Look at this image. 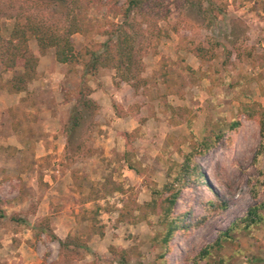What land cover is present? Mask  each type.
<instances>
[{
    "label": "rangeland",
    "instance_id": "374dc122",
    "mask_svg": "<svg viewBox=\"0 0 264 264\" xmlns=\"http://www.w3.org/2000/svg\"><path fill=\"white\" fill-rule=\"evenodd\" d=\"M80 1L84 32L72 35L73 62L60 65L54 49L43 53L28 33L29 52L38 66L19 104L8 99L16 94L17 101L21 93L10 90L14 71H5L0 63V206L5 214L0 217V264H193L202 248L237 222L233 238L215 252L224 258L219 264H264V153L256 158L260 125L240 112L241 104L250 100L264 106V0L145 2L132 22L134 32L146 31L137 43L143 48V76L149 84L133 98L125 94L129 103L124 106L98 109L81 130V154L66 158L74 169L76 190L87 191L77 198L70 183L54 190V154L47 153L54 146L45 141L54 134L56 103H67L58 115L64 118L69 107L68 121L82 86L93 89L101 83L113 91L121 84L116 85L111 68L99 70L106 73L100 82L99 71L84 74L83 62L89 58L87 50L107 40L113 22H121V15L114 14L127 0ZM70 3L0 0L1 35L8 39L18 23L66 28ZM162 65L173 72V88L179 86L180 94L168 93L156 75ZM187 66L196 74L187 72ZM203 73L207 76L201 78ZM236 119L241 125L231 129ZM188 121L200 139L206 127L223 137L197 157L206 181L185 187L175 207V214L186 213L188 223L202 224L176 232L161 258L164 249L153 243L162 229L157 216L146 220L139 210L128 212L132 199L139 204L150 200L145 181L159 188L165 184L169 163L164 157L181 161L180 151H189ZM136 128L131 146L144 170L141 175L128 172L123 158L124 134ZM106 178L122 182L125 192L92 198V183ZM255 205H260L263 219L247 228L239 220ZM121 213L127 214L124 221Z\"/></svg>",
    "mask_w": 264,
    "mask_h": 264
},
{
    "label": "trees",
    "instance_id": "16d2710c",
    "mask_svg": "<svg viewBox=\"0 0 264 264\" xmlns=\"http://www.w3.org/2000/svg\"><path fill=\"white\" fill-rule=\"evenodd\" d=\"M58 1V0H56ZM60 1V0H59ZM61 0V3L72 8L68 9L69 25L66 28H51L43 23H33L26 26L17 24L10 37L4 38L0 32V63L5 71H14V75L9 81L10 90L12 92H23L27 90L28 83L36 77L38 60L30 54L28 48V33L34 36L37 40L38 47L45 53L50 49H54L55 58L59 63L68 64L73 62L77 57L75 46L72 40L74 33L84 32L83 23V4L80 0ZM147 0H127L126 3L114 15H121L122 20L119 23L113 22L112 32L107 33L108 38L100 44L97 49L87 50L88 60L83 62L84 74L95 76L100 69L111 68L115 71L116 85L120 82L129 84L135 92L142 87H147L149 80L143 76L145 65L143 62L142 45L137 43V38L144 36L145 30L141 33L134 32L135 24L132 22L135 18L134 14L140 13ZM143 15V14H142ZM166 16V15H165ZM147 21V20H145ZM146 23V22H143ZM144 24H139V28ZM162 30L158 29L157 35H161ZM198 57L203 58L200 53ZM19 68V70H16ZM187 72L191 75L196 74V71L190 67H186ZM172 71L164 65L156 72L158 78H161L163 83L167 85L168 93L180 94V87L173 88L176 82L172 76ZM207 74H201V78ZM1 88V86H0ZM93 89L87 85L81 87L78 92L76 103L69 113L68 121L65 125L66 132V153L67 157H73L82 147V142L79 138L81 130L86 127V123L90 118H94L95 113L99 109L96 100L91 97ZM240 112L247 119H254L260 125V144L256 152L258 159L264 153V106L259 102L250 100L247 103L241 104ZM241 125V121L236 119L232 121L230 128L235 129ZM192 121H188L190 129V140L188 142L189 151H180L182 156L181 161L170 160L164 157L168 164L166 171V182L162 188L156 185L144 182L151 192V198L142 204H139L136 199H132L131 211L139 210L140 218L148 219L150 216H157V224L162 227L153 238V243L164 249L161 258L169 251V243L174 234L178 231H188L192 227L202 224L188 223L186 221V213L175 214V207L181 193L185 187L190 185L202 184L206 181L205 171L201 164L197 161V157L203 156L211 149L215 148L219 143L223 134L216 132L215 129H207L202 139L192 130ZM137 136V128L132 132H125L124 139L126 150L124 152V161L126 166L133 170L136 174L141 175L144 170L138 161L137 155L131 146L132 138ZM74 147L75 150H71ZM116 192H125L124 184L112 178H106L102 181L92 183L90 196L95 199L105 198ZM260 205L251 206L248 208L246 215L239 220V223L245 227L257 224L262 221L263 217L259 214ZM5 214L0 206V217ZM127 214L121 213L120 221H124ZM135 217V216H134ZM137 217L132 218L136 221ZM238 223V222H237ZM237 223L232 224L226 230H222L216 240L204 248L193 258V264H219L223 263L224 258H217L216 251L224 247L225 242L233 238V231L236 229ZM61 241V244L66 245V241ZM126 253V252H125ZM123 253L124 257H126ZM126 259V258H124Z\"/></svg>",
    "mask_w": 264,
    "mask_h": 264
},
{
    "label": "crops",
    "instance_id": "0c3cea01",
    "mask_svg": "<svg viewBox=\"0 0 264 264\" xmlns=\"http://www.w3.org/2000/svg\"><path fill=\"white\" fill-rule=\"evenodd\" d=\"M59 64L62 66L64 65V63H59ZM111 73L113 76H115V71L112 70ZM105 76H106L105 71L101 70L99 71L96 78L98 77L100 79L99 80L100 82V81H104ZM59 77L60 76L54 73V79L56 81L59 80ZM107 89L108 87L101 83H100V86L93 88L91 97L97 101L99 105V112L107 111L109 110V108L112 109V104L114 103H116L117 105H122V106L129 103V98L128 100L126 98L124 99L125 94H127L128 96L130 95L131 98L135 97L134 89L129 84L124 83V82H122L118 87H115L113 91H110ZM30 90L33 91V89H30ZM15 96L16 94L8 95V99L13 100L12 102H10L11 105L12 104L14 105L15 103H18V104L21 103V100L24 94L23 92L19 93L17 95L18 96L17 101H15L16 99ZM3 101L5 103L4 98H3ZM66 105L67 103H62V102L56 103V106L54 107V111H56V113L54 114V131H53L54 134H52V136L45 141L47 142L48 140H50L52 142V145L54 146V149L47 151V153L54 154V190L57 189L58 192L61 189H63L64 186H66L65 184L67 183H70L69 185L70 188H73L75 189V191H77L76 190L77 183L73 175L74 169L72 167H68V165L66 164L67 163L66 161V158H67L66 132H65L64 126L67 123V114H68L69 107L66 108V113L64 112L65 111L64 109H63L64 111L61 110L62 113L64 112V115H63L64 118H61L60 114L58 115V112L60 111V109H62L61 107L65 108ZM131 171H132L131 169H128V172L131 173ZM73 189L71 191V194L77 198H78L77 194L79 195L82 192V196H85V194L87 193V191H82V190L75 192ZM63 236H64L63 234L59 235L60 238H63Z\"/></svg>",
    "mask_w": 264,
    "mask_h": 264
}]
</instances>
